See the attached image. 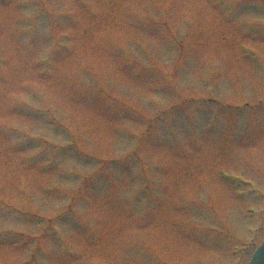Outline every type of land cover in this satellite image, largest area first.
Masks as SVG:
<instances>
[{
	"label": "rangeland",
	"instance_id": "rangeland-1",
	"mask_svg": "<svg viewBox=\"0 0 264 264\" xmlns=\"http://www.w3.org/2000/svg\"><path fill=\"white\" fill-rule=\"evenodd\" d=\"M263 239L264 0H0V264Z\"/></svg>",
	"mask_w": 264,
	"mask_h": 264
},
{
	"label": "water",
	"instance_id": "water-1",
	"mask_svg": "<svg viewBox=\"0 0 264 264\" xmlns=\"http://www.w3.org/2000/svg\"><path fill=\"white\" fill-rule=\"evenodd\" d=\"M250 264H264V244L257 250Z\"/></svg>",
	"mask_w": 264,
	"mask_h": 264
}]
</instances>
